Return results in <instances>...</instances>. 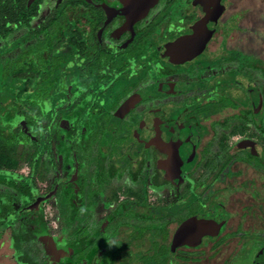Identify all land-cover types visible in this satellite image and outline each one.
Here are the masks:
<instances>
[{
    "label": "flooded vegetation",
    "instance_id": "obj_1",
    "mask_svg": "<svg viewBox=\"0 0 264 264\" xmlns=\"http://www.w3.org/2000/svg\"><path fill=\"white\" fill-rule=\"evenodd\" d=\"M230 1L0 0V73L30 78L0 103V264H68L70 249L75 264H147L145 251L164 264L165 246L193 251L192 263L227 250L224 264H264L263 105L243 114V57L224 45L240 20L223 19ZM233 53L237 69L222 70ZM15 115L23 123L5 131ZM20 144L32 146L26 165ZM52 198L60 226L75 225L62 241L43 218ZM194 215L209 232L171 252Z\"/></svg>",
    "mask_w": 264,
    "mask_h": 264
},
{
    "label": "rangeland",
    "instance_id": "obj_2",
    "mask_svg": "<svg viewBox=\"0 0 264 264\" xmlns=\"http://www.w3.org/2000/svg\"><path fill=\"white\" fill-rule=\"evenodd\" d=\"M234 11H238V12L235 13L234 15H231L232 12ZM229 16H230L229 18L230 26L234 24L235 27V24L240 19L239 23H237L239 26L235 27V29L234 28L228 29L227 34L224 35L225 47L231 52L240 53L241 57H243V65H241L242 67L241 70H239V76H238V80L240 81V86L242 89L238 91V94L244 97L246 92H250L255 89L256 94H258L257 98H260L262 101L263 114H264V0H232V2L230 1L227 5L226 13L225 16H223V19L224 18L226 19ZM221 36L222 35L218 36L217 40H220ZM232 56L233 57H230L227 61L219 64L222 70H226L230 72L231 70L237 69L238 62L235 53H233ZM152 104L154 103L149 102L144 106L150 107L152 106ZM141 108L143 107L141 106L137 110L139 111L141 110ZM14 109L18 110V106L17 108ZM28 113L32 117L31 112ZM5 122L4 121L2 122V127L5 129V131H8L10 130L9 127L13 128L16 127L18 124L23 123V118H21L18 115H15V118L12 121V123L8 121L7 123L10 124L6 125ZM29 125L31 126L30 123ZM245 131L249 137H254V132L251 127L246 126ZM18 136H20L23 140L26 139L25 136L21 133L18 134ZM231 140H235V139H231ZM42 141L44 140L40 139L38 146L41 147L43 145ZM1 146L2 144L0 143V147ZM30 147L32 146L26 144H20L19 146L20 163L24 164L28 162L31 151ZM54 158L58 163H60L56 150H54ZM36 183L39 190L42 191L45 189L44 186L48 183V179L46 176L43 175L42 172H39V174L36 177ZM148 194H149V201L156 204L157 203L156 191L148 188ZM120 195L124 196L123 193H121ZM127 195L134 196L131 193H128ZM164 201L166 202L168 201V199L164 198ZM56 209H57V205L55 204L53 198L44 202L43 211H42L43 218L50 233L54 236H57L59 238V241H62V239L70 231H72L75 225L69 228L61 227L59 224V217ZM164 221L168 223V228L170 229L171 231L170 234H171L174 228L172 225L173 222L170 220V218H166ZM136 222L138 221H134V223ZM148 223L149 222H143L142 224H148ZM231 253L232 252L230 251L224 250L218 252L213 257H210L209 252H207L206 255L205 252H203L204 256L206 257L200 256L201 257L200 261L192 263L191 258L193 257V255L196 254H194L193 251L189 249H180L176 254L178 257L181 258H178L173 254H169L167 256V259L171 263L179 262L174 264H224L225 260L230 257ZM139 254L137 252L134 253L133 259L137 257ZM198 254L201 255V253ZM243 257L245 259V256ZM131 264H140V261L132 262Z\"/></svg>",
    "mask_w": 264,
    "mask_h": 264
},
{
    "label": "trees",
    "instance_id": "obj_3",
    "mask_svg": "<svg viewBox=\"0 0 264 264\" xmlns=\"http://www.w3.org/2000/svg\"><path fill=\"white\" fill-rule=\"evenodd\" d=\"M8 70V69H7ZM6 70V71H7ZM4 72V73H0V103L2 102V99L5 100L7 98L11 99L13 98V93H14V96H16V94L20 93L22 90H23V87L20 89H15L17 88V85H14L16 83H19L22 85V84H26L30 81V78H29V75H23V71H19V69H15L14 72L12 73H9V72ZM18 77L20 79H18ZM53 85V84H52ZM51 86H47L46 89H43L39 96H45L47 94H50V92L52 91L54 94H55V90H54V87ZM235 86V85H234ZM10 87H12L13 89H10ZM229 91L231 90L230 88L228 89ZM10 93V94H9ZM47 93V94H46ZM53 94V97L55 96ZM8 95H10L8 97ZM48 96V95H47ZM48 98V97H47ZM226 98L228 100H231L232 99V96L229 94L228 96H226ZM257 98V95H253L252 91L251 92H246L245 94V106L243 108V114L248 116V115H253L255 114V111L258 110V106L256 103H254L253 99ZM39 102L35 101V104H38ZM5 105H0V110L4 107ZM39 106V105H38ZM261 113V112H260ZM262 114V113H261ZM40 157H41V154H36L35 156V159H34V166L37 165V163L39 162L40 160ZM63 221H64V224L65 225H68L70 223V220L64 216L63 217ZM141 234L140 233H137L136 237H139ZM158 238H164V240L167 238V234L165 233H161V234H155V242H157ZM52 241V240H51ZM70 253H68L69 255V263L68 264H75V260H76V257L72 258V252L73 250L70 249L69 250ZM156 252V251H155ZM147 257L145 256V260L147 262V264H157L155 259H156V254L154 253V251H145ZM163 256H164V264H174V263H179V262H170L168 259H167V256L169 254H172V253H169L168 250L166 249V246L162 252ZM76 254V250L74 251L73 255ZM147 258V259H146ZM150 259H152L153 261H151Z\"/></svg>",
    "mask_w": 264,
    "mask_h": 264
},
{
    "label": "water",
    "instance_id": "obj_4",
    "mask_svg": "<svg viewBox=\"0 0 264 264\" xmlns=\"http://www.w3.org/2000/svg\"><path fill=\"white\" fill-rule=\"evenodd\" d=\"M168 154H169V160L168 161H174L176 160V151L167 148ZM191 153L184 158L181 164L183 162H188L191 160L193 152L192 150L190 151ZM179 163V164H180ZM209 232V224L206 223L205 220L201 218L199 215H194L186 220L182 221L179 227L176 229L174 232L172 239H171V244H170V251L174 252L177 247L181 245H187V246H195L197 245L202 236H204L206 233ZM48 251H56L54 248L49 247Z\"/></svg>",
    "mask_w": 264,
    "mask_h": 264
},
{
    "label": "clouds",
    "instance_id": "obj_5",
    "mask_svg": "<svg viewBox=\"0 0 264 264\" xmlns=\"http://www.w3.org/2000/svg\"><path fill=\"white\" fill-rule=\"evenodd\" d=\"M84 211V209L83 208H81V212H83ZM107 242V244L109 245V247H111V246H119V242L117 241V240H115V239H111V240H108V241H106Z\"/></svg>",
    "mask_w": 264,
    "mask_h": 264
}]
</instances>
